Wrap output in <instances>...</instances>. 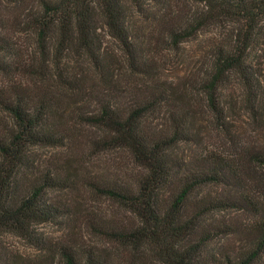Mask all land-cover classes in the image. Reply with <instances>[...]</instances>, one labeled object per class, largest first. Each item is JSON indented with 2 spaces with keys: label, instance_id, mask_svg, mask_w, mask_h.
<instances>
[{
  "label": "trees",
  "instance_id": "obj_1",
  "mask_svg": "<svg viewBox=\"0 0 264 264\" xmlns=\"http://www.w3.org/2000/svg\"><path fill=\"white\" fill-rule=\"evenodd\" d=\"M2 1L18 17L13 24L0 19V232L35 240L33 227L53 222L65 226L66 238L85 230L131 251L137 260L264 264V201L245 177L253 165L264 166V151L238 144L235 158L207 150L177 157L176 149L193 141L187 130L195 105L182 98L178 84L160 76L155 57L156 24L165 31V43L178 50L202 29L233 22L228 41L204 44V69L186 77L183 86L202 94L218 129L225 127L230 107L223 94L235 84L242 92L237 108L264 121V81L249 56L260 47L257 62H264V0H196L204 7L200 12L169 24L166 9L159 10L166 18L157 22L154 15L149 30L137 25L127 4L142 12L143 0ZM12 25L29 32L32 49H20ZM101 29L115 41V52L105 48ZM73 57L79 72L69 66ZM120 68L140 77V84L122 83ZM78 95L86 99L76 103ZM155 114L167 120L168 132L148 122ZM77 126L99 133L89 142L99 152L124 151L138 169L132 180L84 179L87 189L111 201L129 220L81 214L70 200L52 197L71 192L73 183L56 167L42 171L34 166V147L76 149ZM230 211L250 213L251 220L241 225L210 219ZM235 235L246 238L244 246H215L216 240ZM67 241L43 246L54 255L46 258L62 264H114L106 251ZM2 264L18 263L9 256Z\"/></svg>",
  "mask_w": 264,
  "mask_h": 264
},
{
  "label": "rangeland",
  "instance_id": "obj_2",
  "mask_svg": "<svg viewBox=\"0 0 264 264\" xmlns=\"http://www.w3.org/2000/svg\"><path fill=\"white\" fill-rule=\"evenodd\" d=\"M125 1V0H124ZM130 0H127V2ZM126 2V3H127ZM142 12L133 4L127 3L138 24L147 25L149 30L150 19L155 15L154 20L160 22L165 19V13L159 12L166 9V16L169 24L173 20H182L188 18L194 12H200L204 7L196 0H157L156 3L150 0H143ZM166 4V8H165ZM164 5V6H163ZM4 1L0 0V19L7 23L13 24L18 14ZM147 17V19H146ZM149 17V19H148ZM21 19V16H20ZM156 33L158 43L155 45L157 50L155 57L160 64V76L172 84H178V93L183 99L192 102L195 105L194 115L191 116V124L187 130L188 136H191L193 141L188 144H181L176 149V156L185 158L191 153L200 152L202 150L217 153L223 157H234V148L240 144L242 148H250L249 150L264 151V121L254 120L248 115L247 110L237 108L241 103L242 92L239 86L234 85V89L224 92L225 102L228 100L229 109L226 110L228 120L223 128L217 127L214 115L208 110L206 102L202 94L196 93L189 85L183 86V83L188 82L192 74L201 73L204 69V44L211 40L228 41L230 39V30L233 29V22L224 21L223 23L214 24L202 29L196 37L190 38L179 44V49L172 47L170 43H165V31L160 24H156ZM101 39L107 50L115 52L117 50L116 43L113 39L106 36L104 30L100 31ZM11 36L18 43L20 49L30 50L33 48V40L29 32L19 29L12 25ZM260 47L254 49L249 56L253 61V65L260 72L261 79L264 81V62H257L260 57ZM71 58L69 66L74 71L79 72L80 64ZM118 77L122 83L128 82L129 87L135 84H140L141 78L130 74L126 69L120 68ZM188 77V79L186 78ZM1 80V77H0ZM125 85V84H124ZM86 99V96L78 95L75 102L81 103ZM82 100V101H81ZM3 116L0 114V119ZM151 126L168 132L170 126L166 119L156 114L148 118ZM79 134L75 136L79 146L76 149H51L34 147L31 149V159L38 170L46 171L47 169L56 167L63 178H67L74 188L71 192L65 190L63 193L55 192L52 197H58L70 200V203L76 206L81 212H99L105 214L109 218H117L119 220H129L128 214H125L111 201L98 196L91 192L84 185V179L93 175H104L119 177L120 179H129L138 170L132 164L127 154L124 151L99 152L89 142L98 138L99 133L86 126H77ZM234 141V143H232ZM237 144V145H236ZM240 160L239 158H237ZM247 184H250L256 198L264 201V166L253 165L249 176H245ZM261 179V181L259 180ZM256 185V187H255ZM250 187V188H251ZM211 190V189H210ZM212 190H216L212 188ZM220 190V189H219ZM217 190V191H219ZM210 219L228 220L229 223L237 222L247 224L251 220L250 213H241L230 211L212 216ZM35 240H27L9 233L0 232V264L7 257H11L18 264H62L55 257L46 258L51 252L47 253L43 246L48 244H56L68 242L67 240H78L85 244L93 245L109 255V260L114 261V264H159L154 260H137L133 253L120 246H114L95 236H92L88 231H78L66 238L68 234L65 226L59 223L47 222L37 224L34 227ZM243 235L230 236L228 239L216 240L215 246L234 244L238 247L244 246L246 238ZM37 237V238H36ZM37 240V241H36Z\"/></svg>",
  "mask_w": 264,
  "mask_h": 264
}]
</instances>
